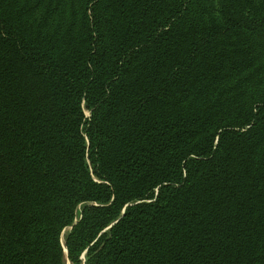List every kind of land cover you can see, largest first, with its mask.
I'll return each instance as SVG.
<instances>
[{"label":"trees","instance_id":"obj_1","mask_svg":"<svg viewBox=\"0 0 264 264\" xmlns=\"http://www.w3.org/2000/svg\"><path fill=\"white\" fill-rule=\"evenodd\" d=\"M210 1L0 0V264H264V1Z\"/></svg>","mask_w":264,"mask_h":264},{"label":"rangeland","instance_id":"obj_2","mask_svg":"<svg viewBox=\"0 0 264 264\" xmlns=\"http://www.w3.org/2000/svg\"><path fill=\"white\" fill-rule=\"evenodd\" d=\"M222 0H211L208 4L211 6L212 10L214 12H218L221 9L220 3ZM248 6L254 7L260 5L264 0H243ZM261 38L264 39V34L260 35ZM84 114L88 115V112L84 110ZM67 228L63 229L61 234H60V241L63 242V236L66 232ZM66 264H69L66 261Z\"/></svg>","mask_w":264,"mask_h":264},{"label":"water","instance_id":"obj_3","mask_svg":"<svg viewBox=\"0 0 264 264\" xmlns=\"http://www.w3.org/2000/svg\"><path fill=\"white\" fill-rule=\"evenodd\" d=\"M64 251H65V249H64Z\"/></svg>","mask_w":264,"mask_h":264}]
</instances>
